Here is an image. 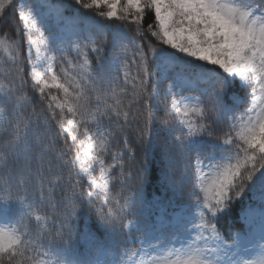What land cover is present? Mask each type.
I'll list each match as a JSON object with an SVG mask.
<instances>
[{
	"label": "snow or ice",
	"instance_id": "obj_1",
	"mask_svg": "<svg viewBox=\"0 0 264 264\" xmlns=\"http://www.w3.org/2000/svg\"><path fill=\"white\" fill-rule=\"evenodd\" d=\"M7 25L0 264H264V0H0Z\"/></svg>",
	"mask_w": 264,
	"mask_h": 264
},
{
	"label": "trees",
	"instance_id": "obj_2",
	"mask_svg": "<svg viewBox=\"0 0 264 264\" xmlns=\"http://www.w3.org/2000/svg\"><path fill=\"white\" fill-rule=\"evenodd\" d=\"M65 4H67V0H65ZM148 20L152 19V16L149 15L147 18ZM4 32H12V27L10 25L4 26L2 31H0V36L3 35ZM15 33L13 32V36ZM3 53L0 51V82H6L4 80V72L6 70V65L3 64ZM57 71L59 69L57 68ZM53 94L59 95L56 91H53ZM192 93L185 92L184 95H190ZM37 110H39L40 105H36ZM162 119H166L170 125H173L175 123V120L173 119L172 116H165L164 112L161 111L160 113ZM162 121L157 122V127L160 126V123ZM149 172L151 173V178L148 181V184L146 185V192L149 195V197H155L157 195L160 196L161 199V204L157 208H153L150 211H152L153 214H156L157 212L162 213L163 208L167 207V196L164 194V190L162 187V182L160 179L161 173L159 171L160 169V163L159 160L155 156H150L149 157ZM99 175V172L96 173ZM247 204V200L242 201L241 204L236 205L235 211L230 215L225 217V219L221 222L222 223V230L224 232H234L238 230V226L243 223V221L239 218L241 214V209ZM91 223V221H89Z\"/></svg>",
	"mask_w": 264,
	"mask_h": 264
},
{
	"label": "rangeland",
	"instance_id": "obj_3",
	"mask_svg": "<svg viewBox=\"0 0 264 264\" xmlns=\"http://www.w3.org/2000/svg\"><path fill=\"white\" fill-rule=\"evenodd\" d=\"M53 91H56L55 89H52Z\"/></svg>",
	"mask_w": 264,
	"mask_h": 264
}]
</instances>
